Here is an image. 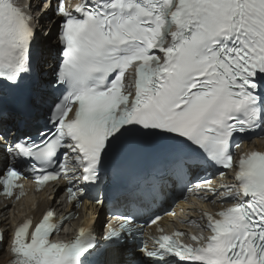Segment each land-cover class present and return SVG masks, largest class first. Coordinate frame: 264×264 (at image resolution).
<instances>
[{"label": "snow or ice", "instance_id": "6c2138e0", "mask_svg": "<svg viewBox=\"0 0 264 264\" xmlns=\"http://www.w3.org/2000/svg\"><path fill=\"white\" fill-rule=\"evenodd\" d=\"M49 10L59 17L57 62L44 80L34 23ZM257 129L264 130V0H80L71 10L65 0H0L4 194L22 195L16 181L32 174L41 186L66 180L79 205L106 182L114 159L148 158L151 167L125 186L126 199L156 200L171 185L229 204L202 213L209 235L184 244L183 232L158 227L151 249L138 242L146 226L138 210L114 213L118 227L81 226L56 240L63 221L48 209L11 233L9 264H264V152L236 158L232 142ZM210 168L232 170L235 182L193 185Z\"/></svg>", "mask_w": 264, "mask_h": 264}, {"label": "bare ground", "instance_id": "6f19581e", "mask_svg": "<svg viewBox=\"0 0 264 264\" xmlns=\"http://www.w3.org/2000/svg\"><path fill=\"white\" fill-rule=\"evenodd\" d=\"M40 27H41V29H45L46 32H47V30H48L47 25L42 24ZM55 33H56V31L54 30L49 35L51 36L53 34V36H54ZM44 43L48 44V47L50 48V47H52L55 44V41H51V42L50 41H45ZM40 196L37 199L38 202H37L36 206H29L23 212H25V213H31V212H35V211H41V210H43L45 208H48V207L54 208L59 213L63 212V206L61 204H58L53 199L47 198L44 195H42L41 197ZM7 203L8 202L0 203V210L4 206V204H7ZM3 211H4V209L1 211V213ZM75 211H76V214H79L80 215L79 216L80 219L84 217V212L82 210L75 209ZM19 217H21V215H18V218ZM79 218L75 219L74 220V223L79 222L80 221ZM5 221H6V219H1V226H5L6 225V222ZM4 259H5V256L4 255L3 256L1 255L0 256V264H3Z\"/></svg>", "mask_w": 264, "mask_h": 264}, {"label": "rangeland", "instance_id": "374dc122", "mask_svg": "<svg viewBox=\"0 0 264 264\" xmlns=\"http://www.w3.org/2000/svg\"><path fill=\"white\" fill-rule=\"evenodd\" d=\"M45 32V31H44ZM3 255V254H2Z\"/></svg>", "mask_w": 264, "mask_h": 264}]
</instances>
